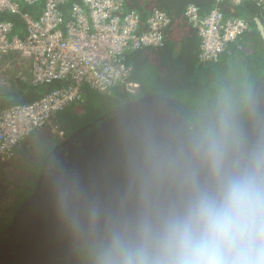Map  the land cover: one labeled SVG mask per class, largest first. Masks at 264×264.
<instances>
[{
    "label": "water",
    "instance_id": "water-1",
    "mask_svg": "<svg viewBox=\"0 0 264 264\" xmlns=\"http://www.w3.org/2000/svg\"><path fill=\"white\" fill-rule=\"evenodd\" d=\"M258 30L264 40V24ZM55 161L0 231V264H74L87 243L147 251L166 221L225 172H264V76L249 97L246 137L206 141L184 107L147 92L63 136Z\"/></svg>",
    "mask_w": 264,
    "mask_h": 264
},
{
    "label": "built area",
    "instance_id": "built-area-1",
    "mask_svg": "<svg viewBox=\"0 0 264 264\" xmlns=\"http://www.w3.org/2000/svg\"><path fill=\"white\" fill-rule=\"evenodd\" d=\"M39 1L0 0V12L20 15L26 25L22 37L13 20H0V55L27 58L35 85L57 83L33 101L0 107V161L13 159L28 138L51 125L68 105L82 101L85 86L106 94L118 86L132 92L129 58L141 49L163 48L173 22L163 9L143 14L129 0H44L38 16L20 8L21 2ZM243 1L264 6V0H215L207 13L195 2L186 6V20L200 37L201 61L218 60L231 43L253 31L246 11L242 17L223 11L226 2ZM54 128L65 135L58 123Z\"/></svg>",
    "mask_w": 264,
    "mask_h": 264
},
{
    "label": "trees",
    "instance_id": "trees-1",
    "mask_svg": "<svg viewBox=\"0 0 264 264\" xmlns=\"http://www.w3.org/2000/svg\"><path fill=\"white\" fill-rule=\"evenodd\" d=\"M129 1L131 7L143 14H148L151 8L158 7L166 11L173 19L166 36V45L163 48H145L154 50L145 59L140 58L138 54L145 49L134 52L133 57H130L132 61L129 58V64L130 62L135 64L134 74L131 75L130 81H140V72L144 65H156V69H154L156 71L155 84L153 86H157L158 91L155 92L172 97L184 107L188 129L192 135L214 143L239 144L243 142L246 137L249 97L256 83L261 76H264V74H260L259 70L263 68L264 40L258 30L259 23H264L263 6H259L253 1H244L236 5L234 9L226 2L223 5V11L226 15H238L240 10H245L249 16L254 17L252 20L253 31L242 35L231 43L218 60L203 62L199 59L200 37L196 30V33L190 31L189 27L191 26L188 24L184 12L190 2H195L202 8V13H207L212 9L215 0ZM32 7L42 10L44 0L33 5L20 3V8L24 12L33 13ZM257 17L262 18V20L257 19L256 21ZM10 19L16 23V27L21 23L17 14L12 15L9 11L0 12V20ZM54 85L56 86L57 83ZM54 85L46 86L50 87L47 90ZM169 91H172V94ZM147 92L149 90L140 91L137 95L134 93L135 96H133L132 92L118 86L110 93V95L114 93L118 95L111 110L124 103L128 98L133 99ZM173 92L187 98L186 103L183 99H181V103L174 98ZM103 94L107 95L106 93ZM77 102L70 105L77 108ZM70 105L55 116L60 127L70 132L90 129V126L95 124L102 115L101 110H95L94 115H90L88 120L77 125V122L71 123L66 118L65 112ZM82 108L78 106L77 110ZM75 123L76 125H74ZM84 125L86 126L83 127ZM26 141L24 145L27 143ZM52 145L55 147L56 143L53 142ZM46 163L47 160L45 165H49ZM43 167L40 165L39 168H35V174L24 178L21 185H8L13 190V203L3 202L4 211L1 216L0 231L6 228L18 206L30 195ZM140 251V249H128L116 244L87 243L80 248L74 264H126L129 260H135Z\"/></svg>",
    "mask_w": 264,
    "mask_h": 264
},
{
    "label": "clouds",
    "instance_id": "clouds-1",
    "mask_svg": "<svg viewBox=\"0 0 264 264\" xmlns=\"http://www.w3.org/2000/svg\"><path fill=\"white\" fill-rule=\"evenodd\" d=\"M126 264H264V172L227 173L217 160L210 188L195 192Z\"/></svg>",
    "mask_w": 264,
    "mask_h": 264
},
{
    "label": "rangeland",
    "instance_id": "rangeland-1",
    "mask_svg": "<svg viewBox=\"0 0 264 264\" xmlns=\"http://www.w3.org/2000/svg\"><path fill=\"white\" fill-rule=\"evenodd\" d=\"M244 2V1H243ZM241 2V3H243ZM264 9V6L262 7ZM244 9V8H243ZM243 11V10H242ZM9 54H13V52H9ZM1 56V57H6ZM263 68L259 69L260 74H264V60H262ZM156 65L154 64H146L141 68L140 72V85L135 84L131 86V90L133 96L137 95L140 91L155 92L158 91L157 86L154 87V77L156 76ZM258 71V70H257ZM263 77V76H261ZM67 83H72L71 79H68ZM54 87V86H53ZM122 92V91H121ZM135 93V94H134ZM172 94V91H169ZM173 97L178 99L181 102V99L186 103L187 98H183L180 94L173 92ZM118 98L116 93L114 94H103L97 90L91 89L90 87L85 86L83 90V100L77 102L79 107H83L80 110H77L78 106L72 107L69 106L66 113V118L71 123L77 122V125L88 120L90 115H94L95 110H101L100 113L102 115L106 114L109 109L115 105L114 101ZM182 103V102H181ZM114 104V105H113ZM107 110V111H106ZM64 113V112H63ZM101 115V116H102ZM97 118V117H96ZM61 119V118H60ZM57 123L54 119L51 125L46 126L42 131L36 134L33 137H30L26 142V144L21 145L18 148L16 156L8 161H0V221L2 219L3 202L7 201L9 204L13 203V190L11 189L9 184L13 186L21 185L24 181V178L35 174V170L39 166H46L45 161L47 163L50 160L55 159V147H53L52 143H57L63 136H60L54 128V124ZM65 121L63 122V124ZM76 125V123L74 124ZM89 125V124H88ZM84 125L83 127H85ZM62 130H64L61 127ZM72 130V128H71ZM71 133L70 131L64 130V134ZM61 137V138H60ZM43 167V168H44ZM36 168V169H35ZM41 169V168H40ZM39 170V169H38ZM10 215V212H9Z\"/></svg>",
    "mask_w": 264,
    "mask_h": 264
},
{
    "label": "crops",
    "instance_id": "crops-1",
    "mask_svg": "<svg viewBox=\"0 0 264 264\" xmlns=\"http://www.w3.org/2000/svg\"><path fill=\"white\" fill-rule=\"evenodd\" d=\"M214 5H213V7H214ZM228 5L231 8L235 9L236 5H238V4L233 3V2H229ZM36 7H38V6H36ZM234 9H233V12H234ZM262 10L264 12V9H262ZM31 11H33V13L32 12H29V13H31L35 16H38L42 12L41 8H35V7H32ZM244 11L245 10H243V11L240 10L239 13H237L238 15H234V16H241L242 17V16H244ZM10 14L15 15L13 13H10ZM229 15H231V14H229ZM18 17H19L21 23H19L17 25L16 31L23 37L26 33V25H25L23 18L20 15H18ZM250 17H252V16L250 15ZM253 18L254 17H252L251 19L253 20ZM19 19H18V21H19ZM257 19L259 21L262 20V18H260V17H257L256 21H257ZM263 22H264V20H263ZM15 25H16V23H15ZM189 29L191 32L196 33V31L193 28L189 27ZM199 41H200V39H199ZM152 51H154V50L145 49L144 51L139 52L138 54H139L140 58L145 59V57H147L148 54L150 55V52H152ZM138 54H136V55H138ZM5 55H7V56L1 57V56H5ZM131 56L133 57V55H131ZM131 58H130V61H132ZM151 59H154V58H151ZM153 61L156 62V60H153ZM157 63H159V62H157ZM130 65L133 67V73L132 74H134L135 64L130 62ZM133 81L132 82L134 84L141 86L139 80L138 81L133 80ZM154 84H155V82H154ZM54 87H55V85H54ZM47 88H50V87H46L43 85H35L32 82L31 64L27 58L21 57L20 55H17L15 53H13V54L4 53V54L0 55V107H6L8 105H12L15 103H20V102L33 101V100L39 98L41 95H43L44 92L47 90ZM119 88H122V87H119Z\"/></svg>",
    "mask_w": 264,
    "mask_h": 264
},
{
    "label": "flooded vegetation",
    "instance_id": "flooded-vegetation-1",
    "mask_svg": "<svg viewBox=\"0 0 264 264\" xmlns=\"http://www.w3.org/2000/svg\"><path fill=\"white\" fill-rule=\"evenodd\" d=\"M62 141H64V138H63V137L60 139V141H58V142L56 143L55 146H58V144H61ZM55 155H57V153H56ZM55 157H56V156H55ZM54 161H55V159H54V160H50V161L48 162V164L50 165V164H52ZM47 166H48V165H47ZM42 170H43V168H42ZM42 170H41V171H42ZM8 224H9V223H8ZM7 226H8V225H7ZM1 231H2V230H1Z\"/></svg>",
    "mask_w": 264,
    "mask_h": 264
}]
</instances>
